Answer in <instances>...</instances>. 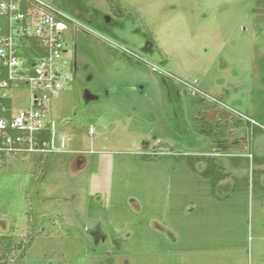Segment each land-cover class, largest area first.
Instances as JSON below:
<instances>
[{"label": "rangeland", "instance_id": "rangeland-1", "mask_svg": "<svg viewBox=\"0 0 264 264\" xmlns=\"http://www.w3.org/2000/svg\"><path fill=\"white\" fill-rule=\"evenodd\" d=\"M81 1L86 18L71 16L89 31L70 25L62 38L64 68H72L77 50L101 99L87 103L82 80L50 97L45 118L68 152L42 161L0 157V237L27 243L34 236L25 258L14 253L11 264H264V202L251 191L217 199L209 181L179 159L213 151L215 139L197 134L193 96L183 100L185 115L177 108L174 116L152 69L197 81L202 92L264 128V0ZM117 8L127 9L125 18H117ZM108 17L122 25L100 28L97 20L106 25ZM144 39L160 52L138 63L115 54L120 47L141 52ZM30 94L15 93L16 109L28 107ZM214 105L203 113L207 120L246 121ZM256 132L255 152L251 132L242 159L226 156L234 173L264 169V129ZM231 135L223 144L237 140ZM232 185L223 182L219 195Z\"/></svg>", "mask_w": 264, "mask_h": 264}, {"label": "built area", "instance_id": "built-area-1", "mask_svg": "<svg viewBox=\"0 0 264 264\" xmlns=\"http://www.w3.org/2000/svg\"><path fill=\"white\" fill-rule=\"evenodd\" d=\"M70 25L75 32L89 31L51 1L0 0V157L11 154L46 157L68 152L64 141L58 146L56 124L45 118V110L54 93L75 83L72 68H64L67 65L64 56L68 51L62 38ZM31 39L37 42L34 52H31ZM120 49L134 56L128 49ZM153 69L176 80L194 97L232 110L202 92L196 86L197 81H184L157 67ZM23 89L31 92L29 105L18 110L14 95ZM232 112L255 124L249 117L235 110ZM47 130L51 135L49 141L44 139Z\"/></svg>", "mask_w": 264, "mask_h": 264}, {"label": "trees", "instance_id": "trees-1", "mask_svg": "<svg viewBox=\"0 0 264 264\" xmlns=\"http://www.w3.org/2000/svg\"><path fill=\"white\" fill-rule=\"evenodd\" d=\"M51 2L59 9L69 13L70 15H74V13L77 12L78 16L82 17L83 20L88 14L89 9H87L81 0H52ZM126 12L127 9L122 8L114 10L117 17H124ZM36 45V40L31 39V49H33L31 52H34V47ZM115 54L120 55L118 53ZM120 57L125 58L130 63H134L133 58L126 53H122ZM191 107L193 111L192 122L197 134L200 137L214 138L215 140H211L210 144H215L216 148L207 153L182 155L179 156V159L185 160L193 173L199 174L209 181L212 189V195L217 199H227L234 193L251 191L253 198L260 202H264V169H253L250 171L249 168L246 167L238 173H234L235 171L233 172V170L229 168L228 163L225 160L226 156L230 155L231 158L236 157L235 160L232 159L235 162L238 158L242 159L243 157L238 156L239 154H231L232 149L230 146L223 144L224 141L221 140V138H226L231 135L234 130L244 126H251L252 124L249 121H244L235 117H231L221 123H213L212 121L207 120L203 116V113L217 107L205 99L193 101ZM50 136V132L47 130L44 134V139L49 141ZM2 159H6V156L2 155ZM36 159L38 161H42L48 158L40 155L36 156ZM48 170V167L45 168L46 172ZM228 180L233 181L230 192L224 196L219 195L220 185ZM44 220L47 221L46 217H44ZM33 240V235H30L27 243H25L24 240L18 239L14 235L1 236L0 251L2 254L0 256V264H11L13 254L18 252H21L20 260L22 261L25 258L27 248L31 246ZM118 246H120V244H118ZM108 263L113 264V259H109Z\"/></svg>", "mask_w": 264, "mask_h": 264}, {"label": "flooded vegetation", "instance_id": "flooded-vegetation-1", "mask_svg": "<svg viewBox=\"0 0 264 264\" xmlns=\"http://www.w3.org/2000/svg\"><path fill=\"white\" fill-rule=\"evenodd\" d=\"M125 17H126V15L124 17H117V18L123 19ZM136 20L138 21V19H136ZM97 22H98V26L100 28H101V26L104 28H107V24L108 25L109 24H115V25L117 24L118 26L122 25V23L120 24V22L114 21L111 17H108V19L106 20V25L101 24L99 22V20H97ZM126 49H128L130 52H132L133 55L135 56V57L131 56L135 63H138L139 62L138 60H140V59L146 60V57H144L143 55L154 56L156 53L160 52L156 42L153 39H151V40L144 39L142 47L139 48V50L141 51V52H139L140 54L134 50L129 49V48H126ZM123 53H125V52L123 51ZM118 54L121 55L122 53L118 52ZM146 62L149 63V65H151L149 61H146ZM88 67H89V65H87V63H85V61H81L79 59V54H78V51L76 50L75 58H74L73 63H72V70H73V74L75 77V82H77L78 80L84 81L83 97L87 101V103H89L90 101H98L99 99H101V93L95 92L96 90L94 89V88L99 89L100 85L93 83L95 76L94 75L92 76V73ZM152 67H157L158 69H160V67L155 66L154 64H152ZM160 70L164 71L163 69H160ZM153 71H154V69H153ZM155 72H157L161 75L162 80L166 85V88H165L166 90L164 91V96H163L164 103L171 104V106L175 108V110H173L174 116L177 117V114L175 112L177 108L181 109L183 116H184L185 115L184 114L185 109H183V106H182L183 100H185L184 98H186V96L192 97L193 95H191L183 86H181L173 78H170V77H168V76H166L163 73H160L158 71H155ZM164 72H166V71H164ZM97 80L99 81V79H97ZM103 91H104V94H106L108 96L110 95L111 90H109V88H104ZM192 98H194L195 100H199V98L194 97V96ZM188 131L192 133V131L190 129ZM195 135L196 134H193V135L190 134L189 136L194 137V138H196V136H197V138L199 137L198 135H196V136Z\"/></svg>", "mask_w": 264, "mask_h": 264}, {"label": "crops", "instance_id": "crops-1", "mask_svg": "<svg viewBox=\"0 0 264 264\" xmlns=\"http://www.w3.org/2000/svg\"><path fill=\"white\" fill-rule=\"evenodd\" d=\"M227 94V96H226V99L229 97V94L228 93H226ZM194 101V100H193ZM183 106V108H184V105H182ZM215 109H217V108H215ZM215 109H213V110H210V111H207V113H209V112H211V111H214ZM231 118V116L230 115H225V116H223V118H221L222 120L221 121H218V122H214V123H221V122H223V121H225V120H228V119H230ZM257 128H259V129H261V130H263L264 128H260V127H257ZM257 128L256 127H253L252 125L251 126H244V127H242V128H239V129H237V130H234L233 132H232V139H230V140H233L234 138L235 139H237V140H235V141H232V143L231 144H229L230 145V148L231 149H233L234 151H238L239 152V155L238 156H241V157H244L245 156V151L242 149V147H248V146H250V144H249V141H248V139H247V136H248V133H251V132H254V136H253V145H254V148H252L253 149V151L255 152L257 149L255 148V145H257V138H258V134H256L257 132ZM252 130V131H251ZM252 134V133H251ZM251 146H252V144H251ZM214 147H216L215 146V144H214ZM241 148V149H240ZM260 163H262V162H260ZM264 163V162H263ZM263 169V168H262Z\"/></svg>", "mask_w": 264, "mask_h": 264}]
</instances>
